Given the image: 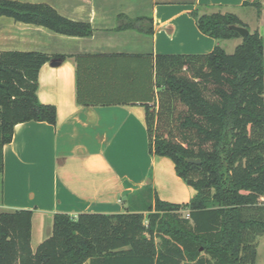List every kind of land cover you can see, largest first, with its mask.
Segmentation results:
<instances>
[{"label": "trees", "instance_id": "1", "mask_svg": "<svg viewBox=\"0 0 264 264\" xmlns=\"http://www.w3.org/2000/svg\"><path fill=\"white\" fill-rule=\"evenodd\" d=\"M243 5L260 13L259 0ZM189 14L215 40L240 38L231 25L247 28L230 12ZM1 16L62 35L93 32L44 3L0 0ZM62 57L0 52L1 174L14 125L55 123V107L37 98V77L44 63ZM153 60L156 102L144 104L148 150L170 158L195 195L174 204L145 185L126 196L122 213L56 212L50 236L35 250L32 210L1 212L0 264H257L256 238L264 234V37L249 32L232 53L216 45L205 54Z\"/></svg>", "mask_w": 264, "mask_h": 264}, {"label": "crops", "instance_id": "2", "mask_svg": "<svg viewBox=\"0 0 264 264\" xmlns=\"http://www.w3.org/2000/svg\"><path fill=\"white\" fill-rule=\"evenodd\" d=\"M17 1L47 4L62 17L89 23L93 32L68 36L0 17V52L63 56L44 63L37 77V98L55 107V123H18L3 147L0 213L32 210L35 250L36 224L41 242L56 212L122 213L126 196L145 185L161 200L189 202L196 191L177 176L172 160L148 150L144 104L156 102L154 56L205 54L216 45L234 51L242 38L201 33L189 14L196 8L233 13L264 37V4L258 14L243 5L247 0ZM245 8L253 9L251 24ZM256 263L264 264L258 251Z\"/></svg>", "mask_w": 264, "mask_h": 264}, {"label": "rangeland", "instance_id": "3", "mask_svg": "<svg viewBox=\"0 0 264 264\" xmlns=\"http://www.w3.org/2000/svg\"><path fill=\"white\" fill-rule=\"evenodd\" d=\"M259 1L261 2L262 5L264 4V0H259ZM262 10H264V6H263ZM244 11H245V16H246L245 17L246 18V22L251 24V22L254 21V19H253L254 18L253 9L245 8ZM256 27H257L256 24L255 25L251 24V25L247 26L249 32H252L254 30V28H256ZM226 48H227V51H226L227 53H232L233 52V50L229 49V46L226 47ZM1 176L2 175L0 173V199H1V191H2V183H1L2 179H1ZM182 215L186 216L187 212L186 211L182 212ZM43 227H44V224H43ZM51 229H52V223L49 221V223L47 222V225H45V228L42 231L43 232L42 235L48 237L51 234ZM34 230H35V233H34V238H33L32 242H33L34 247H36L40 243V241H37V233H36L37 232L36 231L37 230V224H36ZM47 237H45V238H47ZM257 243H258L257 251L259 253V262H262V261H264V235L257 239Z\"/></svg>", "mask_w": 264, "mask_h": 264}, {"label": "water", "instance_id": "4", "mask_svg": "<svg viewBox=\"0 0 264 264\" xmlns=\"http://www.w3.org/2000/svg\"><path fill=\"white\" fill-rule=\"evenodd\" d=\"M230 28L232 30L236 31L241 38L245 37L249 33V30L247 28H245V27H242V26L231 25ZM0 86H2V85L0 84ZM188 162L189 163L198 164L199 163V160L198 159H196V160H194V159H188Z\"/></svg>", "mask_w": 264, "mask_h": 264}]
</instances>
